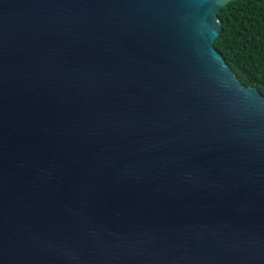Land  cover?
<instances>
[{
  "label": "water",
  "instance_id": "water-1",
  "mask_svg": "<svg viewBox=\"0 0 264 264\" xmlns=\"http://www.w3.org/2000/svg\"><path fill=\"white\" fill-rule=\"evenodd\" d=\"M227 1L0 0V264H264Z\"/></svg>",
  "mask_w": 264,
  "mask_h": 264
},
{
  "label": "trees",
  "instance_id": "trees-1",
  "mask_svg": "<svg viewBox=\"0 0 264 264\" xmlns=\"http://www.w3.org/2000/svg\"><path fill=\"white\" fill-rule=\"evenodd\" d=\"M217 16L215 48L240 82L264 94V0H228Z\"/></svg>",
  "mask_w": 264,
  "mask_h": 264
}]
</instances>
